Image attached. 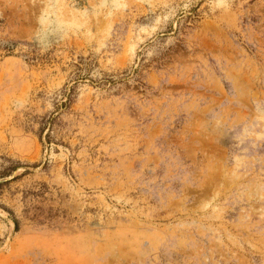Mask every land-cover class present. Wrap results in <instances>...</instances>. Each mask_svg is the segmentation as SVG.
<instances>
[{
	"label": "rangeland",
	"instance_id": "1",
	"mask_svg": "<svg viewBox=\"0 0 264 264\" xmlns=\"http://www.w3.org/2000/svg\"><path fill=\"white\" fill-rule=\"evenodd\" d=\"M0 264H264V0H0Z\"/></svg>",
	"mask_w": 264,
	"mask_h": 264
}]
</instances>
